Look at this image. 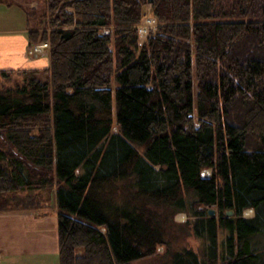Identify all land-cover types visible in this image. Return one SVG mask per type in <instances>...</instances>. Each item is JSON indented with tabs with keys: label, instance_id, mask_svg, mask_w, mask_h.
Here are the masks:
<instances>
[{
	"label": "trees",
	"instance_id": "16d2710c",
	"mask_svg": "<svg viewBox=\"0 0 264 264\" xmlns=\"http://www.w3.org/2000/svg\"><path fill=\"white\" fill-rule=\"evenodd\" d=\"M41 1L49 66L0 90V213L55 190L59 264L154 255L180 212L205 244L169 264H264V0Z\"/></svg>",
	"mask_w": 264,
	"mask_h": 264
},
{
	"label": "crops",
	"instance_id": "0c3cea01",
	"mask_svg": "<svg viewBox=\"0 0 264 264\" xmlns=\"http://www.w3.org/2000/svg\"><path fill=\"white\" fill-rule=\"evenodd\" d=\"M36 2L0 0V77L2 72L7 76L49 66L48 53H28V35L34 32L37 20L32 15ZM50 201L51 208L40 212L42 215L35 210L0 213V264H39L38 259L49 261L58 256L55 191Z\"/></svg>",
	"mask_w": 264,
	"mask_h": 264
},
{
	"label": "rangeland",
	"instance_id": "374dc122",
	"mask_svg": "<svg viewBox=\"0 0 264 264\" xmlns=\"http://www.w3.org/2000/svg\"><path fill=\"white\" fill-rule=\"evenodd\" d=\"M41 1V0H39ZM42 2V1H41ZM38 5H36L37 7ZM40 7V5H39ZM36 10V9H34ZM34 18H38L39 14L38 12L33 14ZM38 20V19H37ZM36 20V22H37ZM140 26V27H139ZM139 28L138 29V33H140V35H143L144 37L147 35V33H149V30L153 29L155 30V22L152 21V19L150 17H147L146 19H144V21L139 24ZM104 30L107 31L106 28H104ZM146 33V35H145ZM140 39H142L140 37ZM141 41V40H140ZM11 80H7L4 77H0V90H2V87H10V86H14V84L16 83V81L22 80V76L19 75L18 73H14L12 76H10ZM16 80V81H15ZM15 82V83H14ZM115 130V128H114ZM212 173V171L209 170H205L202 171V176L203 177H208L210 176ZM54 191L51 193L50 198H52ZM30 194H33V192H30ZM29 194V195H30ZM47 197V193H44ZM34 195V194H33ZM216 209L215 207L212 208V210ZM251 211V214L249 213V215H245V213L242 214L243 218L245 219H249V218H253L254 217V211L250 208L249 209ZM37 210H35L36 212ZM8 212H14V211H8ZM7 212V213H8ZM41 211H37L38 215L41 214ZM55 212L58 213L57 211V207ZM44 214V213H42ZM41 214V215H42ZM216 215V210L214 215L212 216V218H215ZM44 216V215H43ZM50 216V215H48ZM193 218H190L187 216V214L180 212L176 215H174L173 217H171V220L168 222L167 224V228H168V232L165 234V239L164 241L166 242V244L163 245H158L156 252L154 253V255L151 256H147V258H142V259H138L130 264H169L170 263V258H171V253L174 252H178L181 251L184 248L190 249L194 252H196L199 257H201V248L204 246L205 242L198 239L192 230H190V225L189 223L191 222ZM58 224V221H57ZM218 236L222 237L224 236V231H222L221 229H218ZM49 261H43L41 259H38L39 264H59V258L58 256L56 258L50 257ZM37 261H34L33 263H36Z\"/></svg>",
	"mask_w": 264,
	"mask_h": 264
},
{
	"label": "built area",
	"instance_id": "2783aa9c",
	"mask_svg": "<svg viewBox=\"0 0 264 264\" xmlns=\"http://www.w3.org/2000/svg\"><path fill=\"white\" fill-rule=\"evenodd\" d=\"M48 43L46 44H40V45H35L32 47V49L30 50V53H38L40 52L42 49H47L48 48Z\"/></svg>",
	"mask_w": 264,
	"mask_h": 264
},
{
	"label": "water",
	"instance_id": "95a60500",
	"mask_svg": "<svg viewBox=\"0 0 264 264\" xmlns=\"http://www.w3.org/2000/svg\"><path fill=\"white\" fill-rule=\"evenodd\" d=\"M151 1L152 0H148V2H150L151 3ZM214 213H215V210H212V209H209L208 210V215L210 216V217H212L213 215H214ZM233 213H232V211H228L227 213H226V215H228V216H231Z\"/></svg>",
	"mask_w": 264,
	"mask_h": 264
},
{
	"label": "bare ground",
	"instance_id": "6f19581e",
	"mask_svg": "<svg viewBox=\"0 0 264 264\" xmlns=\"http://www.w3.org/2000/svg\"><path fill=\"white\" fill-rule=\"evenodd\" d=\"M48 41H46V42H43L44 44H46ZM202 171H205V170H202ZM201 171V172H202ZM244 213H245V215L247 216V215H249V213L251 214V211L250 210H246V211H244Z\"/></svg>",
	"mask_w": 264,
	"mask_h": 264
}]
</instances>
